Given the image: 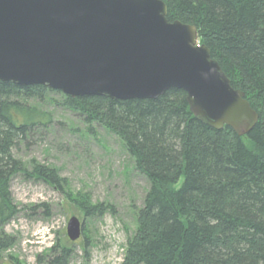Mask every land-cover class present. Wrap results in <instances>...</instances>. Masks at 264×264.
I'll use <instances>...</instances> for the list:
<instances>
[{"label":"trees","instance_id":"obj_1","mask_svg":"<svg viewBox=\"0 0 264 264\" xmlns=\"http://www.w3.org/2000/svg\"><path fill=\"white\" fill-rule=\"evenodd\" d=\"M163 1L169 21L197 27L200 43L259 113L256 125L244 136L228 125L216 129L175 87L157 98L113 99L0 80V223L18 211L15 175L65 183L56 168L35 159L28 166L14 152L34 129L49 126L52 113L40 104L56 92L89 125L118 136L149 181L122 264H264V0ZM78 195L85 214L106 211ZM13 242L1 236L0 251ZM53 253L49 264H69V249Z\"/></svg>","mask_w":264,"mask_h":264},{"label":"water","instance_id":"obj_2","mask_svg":"<svg viewBox=\"0 0 264 264\" xmlns=\"http://www.w3.org/2000/svg\"><path fill=\"white\" fill-rule=\"evenodd\" d=\"M167 14L163 0H0V80L113 99L175 87L198 119L247 135L259 113L210 48L197 45V27ZM82 227L72 216L69 238Z\"/></svg>","mask_w":264,"mask_h":264},{"label":"rangeland","instance_id":"obj_3","mask_svg":"<svg viewBox=\"0 0 264 264\" xmlns=\"http://www.w3.org/2000/svg\"><path fill=\"white\" fill-rule=\"evenodd\" d=\"M60 101V94L49 93L40 106L52 113L51 123L34 129L14 152L28 166L35 159L56 168L65 183L61 188L23 173L12 178L18 211L0 223V237L14 242L0 251V264H49L52 249L63 246L71 252L69 264H122L149 181L118 136L98 123L89 125ZM78 194L106 211L85 214ZM72 216L83 225L75 241L67 233Z\"/></svg>","mask_w":264,"mask_h":264}]
</instances>
